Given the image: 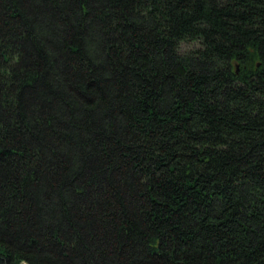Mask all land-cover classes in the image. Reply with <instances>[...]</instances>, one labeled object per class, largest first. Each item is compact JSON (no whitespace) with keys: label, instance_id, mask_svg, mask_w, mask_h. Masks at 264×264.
<instances>
[{"label":"trees","instance_id":"16d2710c","mask_svg":"<svg viewBox=\"0 0 264 264\" xmlns=\"http://www.w3.org/2000/svg\"><path fill=\"white\" fill-rule=\"evenodd\" d=\"M0 264H264V0H0Z\"/></svg>","mask_w":264,"mask_h":264},{"label":"rangeland","instance_id":"374dc122","mask_svg":"<svg viewBox=\"0 0 264 264\" xmlns=\"http://www.w3.org/2000/svg\"><path fill=\"white\" fill-rule=\"evenodd\" d=\"M190 47V46H189Z\"/></svg>","mask_w":264,"mask_h":264}]
</instances>
